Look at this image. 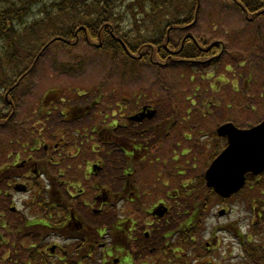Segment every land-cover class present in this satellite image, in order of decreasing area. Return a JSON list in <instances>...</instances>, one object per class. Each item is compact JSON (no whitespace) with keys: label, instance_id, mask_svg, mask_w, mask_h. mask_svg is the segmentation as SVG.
<instances>
[{"label":"rangeland","instance_id":"374dc122","mask_svg":"<svg viewBox=\"0 0 264 264\" xmlns=\"http://www.w3.org/2000/svg\"><path fill=\"white\" fill-rule=\"evenodd\" d=\"M187 2L184 4L186 9H188ZM198 16V24L190 33L195 36L203 35L208 39L217 36L224 42L226 41V37H228V43L231 49L241 51L249 58L246 61L250 66L246 65L241 68L240 76L236 67L235 71H225L222 65L211 70L200 71L185 66H175L160 70L151 63H135L122 55L119 59L112 60L110 55L102 53V51L94 47L86 48V46H81L74 49L72 53L75 57L63 51L58 52L55 49L48 50L42 59L44 66L40 65L37 71L38 73L34 76V81L33 77H29L30 81L33 82L31 93H23L18 99L15 96L16 110L13 120L10 123L0 126V166L10 162L11 159L9 156L12 153L19 152L25 156L28 153L25 149L29 148V140L32 138L30 136L35 135L39 141H45L44 139L52 141L51 138L59 134L57 139L60 138L59 136H62L70 143L74 141L79 142L78 140L83 137L87 141L92 126L100 122L102 116L106 117L103 115L105 108L111 112L110 106H113L112 108L114 109L117 106L115 105L116 103L119 104L122 100H131L136 97V94H141L143 101L146 103L155 105L157 110L164 115L163 118L168 117L167 113H174L175 110H177L180 120H182V117L187 118L188 113L186 111L190 108L196 110L203 108L201 100L204 97L202 95H205L211 99H215L217 102L218 97L224 98L223 100H219L221 102L220 105L225 110L222 116L223 118L228 117V108H230L229 101L235 103L236 109L239 105L248 109V103L253 102L256 105L255 111L248 109V112L234 111L233 114L242 122L249 119L253 120V123L261 120L264 117V60L262 59L264 56H261V58L256 56L264 54V24L261 25V31L259 32L257 25L248 22L246 17L241 16L239 12L231 6H227L222 0H203ZM180 37L181 33H177L174 35V40L178 42ZM79 57L81 65L75 66L74 63L77 62L76 60ZM228 57L225 63L228 61ZM232 61L230 58L228 62L232 64ZM249 76L255 83L250 82L249 86L251 88L249 91H246V89L243 90V85L247 83V77ZM222 78L228 83L227 87L218 83L224 82ZM50 90H55L61 94L63 101L57 106L56 110L52 111L51 115L45 117V114L38 113V109L40 108L41 98ZM220 90L222 91L220 92ZM99 93L103 95L101 102L99 105H92L94 106L93 111L89 115L75 122L64 121L62 109L65 108V105L82 107L91 101L99 99ZM173 107H176V109ZM128 108L123 112L131 110ZM216 109L214 107L213 113L219 119L220 116L217 110L219 111L220 109ZM198 116V114H195L194 117H191V124H185V121L180 122L172 137H170L171 141L169 140L161 149L162 157H166L169 160L167 166L169 165L171 169L179 159L178 157L173 158V155L176 152L177 154L183 152V149L190 146L194 141L193 137L190 140L184 138V132L192 130V134H198L196 133L195 123H199L197 125L198 127L206 126L211 130L215 128L214 121L209 116L207 118H200ZM111 117L115 118V121L110 122L109 126L111 128L116 129L122 127L125 128V132L129 130V127L124 123V118H128L127 114L124 113V116L119 115V118L116 115H112ZM144 127L145 123H131L129 132L138 133ZM82 134L84 135L83 137ZM116 135H121L119 137L124 139H126L125 137L129 139L133 138L132 134L124 135L123 131H118ZM41 137L44 139H40ZM94 140L91 139L86 145L90 155H93V153L88 148L89 146L91 147ZM26 143L27 145L25 147ZM208 150L209 147L207 145L206 147L200 145L192 149L191 154L195 151L199 152L201 156H206ZM105 152L106 150L103 153L100 152V156L107 159L108 163L111 161L110 158H117L118 170L116 173L113 170H110V172L113 177L121 179V167L124 154L117 153L118 156H114L112 154L107 155ZM82 153L85 157L88 154L87 152ZM183 154L186 153L184 152ZM97 155L99 154L94 153V156ZM186 159L180 155V162L182 160L186 162ZM85 162L81 165L82 169L80 173L76 174L75 180H81L84 184H89L83 176V168H86ZM198 163L203 166L202 161ZM113 164L116 165L115 162ZM63 168L65 169V166ZM163 169L164 167H159L160 172ZM154 177L157 186L163 187L161 182L162 174H155ZM101 179L103 180V174H101ZM180 180V177H176L175 181L171 182V187L176 186ZM86 189L90 191L88 186ZM147 189H150V186H147ZM255 198L264 201V194L258 192L255 194ZM249 200V196L241 194L234 202L230 201L228 203V206H231L230 220L232 221L239 216L241 229L247 232H249L248 222L244 218L249 215L247 212L251 214V210H248L247 206H245ZM10 202V199L6 201L2 200L0 205V215H3L6 220L12 222L11 232L0 227V234L7 240L0 247V256H4L9 264H21L25 258V248L23 249L22 243L26 246L35 244L38 242V237L29 235H17V237H14V229L24 224L25 218L31 215V211L28 206H25L24 209L20 205L21 202H18L19 206L17 207V211H13L11 209L12 203ZM221 221L224 222L226 219H221ZM211 227L208 225L207 229L202 233V239H208ZM262 232L257 231L256 234L258 235ZM14 238L15 244L12 243ZM258 238L261 240L254 243V249L262 252L264 232ZM8 240H10L9 243ZM54 241H56L55 238L51 237V242Z\"/></svg>","mask_w":264,"mask_h":264},{"label":"flooded vegetation","instance_id":"af4514ba","mask_svg":"<svg viewBox=\"0 0 264 264\" xmlns=\"http://www.w3.org/2000/svg\"><path fill=\"white\" fill-rule=\"evenodd\" d=\"M151 131L159 142L157 125ZM166 133L169 139L170 132ZM106 138L107 144L118 145L116 148L124 153L121 179L110 172L118 169L117 158H110L109 163L107 159L96 162L88 155L83 176L89 184L75 180L81 167L74 163L81 154L66 152L61 141L39 146L40 158L29 156L9 169V186L14 194L26 192L29 203L38 200L42 211L56 209L60 213L55 228L42 220L29 226L39 232L43 241V230L49 238V232H55V244L42 241L41 248L36 247L43 252L45 264H255L252 254L240 260V247L234 248L239 233L229 218V207L214 205L217 199L211 200L210 206L208 198L203 204H194L206 191L191 193L193 185L183 183V172H179V183L171 187L176 176L167 166L169 160L164 157L162 162L149 156L153 147L160 148V143L139 138L117 142L110 135ZM55 156L59 160L52 166L57 174L47 168V158ZM158 166L164 167L163 171ZM160 173L163 187L157 186L154 177ZM260 216L256 210V217ZM221 219L226 221L222 224ZM208 225L212 226L210 235L202 239ZM224 232L229 238L221 236ZM244 251L247 253L246 248ZM37 260L44 264L39 254Z\"/></svg>","mask_w":264,"mask_h":264},{"label":"trees","instance_id":"16d2710c","mask_svg":"<svg viewBox=\"0 0 264 264\" xmlns=\"http://www.w3.org/2000/svg\"><path fill=\"white\" fill-rule=\"evenodd\" d=\"M199 1L0 0V122L2 124L12 122L13 114L9 111L15 112L16 110V107H11L6 101L5 95L20 91V85L26 84V81L40 65L46 52L53 47L57 51L74 55L72 51L76 47L91 48L94 45L90 42H102L100 47L95 46L94 48L117 60L121 55L127 54L123 47L125 44L132 53H143L145 60L150 59L146 55L153 58L159 57L161 61L165 60L167 67L186 66L204 70L222 65L228 56V61L231 58L240 66H250L244 53L231 49L228 37L224 42L215 36L214 39L219 42L214 45L207 43L204 36H197L198 41H196L186 38V34L181 36L179 43L174 41L175 34L184 33L190 26L197 24ZM226 1L240 7L245 15L251 14L253 21L257 23V29L259 32L261 31L260 25L264 22V0ZM186 2L188 9L184 6ZM81 28L82 30L78 31ZM119 39L124 43L122 42V44ZM199 43H204L207 50L200 49ZM177 45L178 47H176ZM172 51H180V53L173 55ZM261 56L264 54L256 57L261 58ZM262 59L264 60V58ZM76 61L81 64L80 57ZM250 76L247 77V83L243 85L246 91L251 88L250 82L255 83ZM219 98L217 102L206 97L200 112L209 116L208 111L213 110L218 104L221 106L219 100L224 98ZM173 108L176 109V107ZM230 108H228V117H232L229 113ZM239 108L243 111H249L248 109L255 111L256 105L250 102L248 109L242 106ZM233 116L235 122L241 126L252 122L251 120L242 122L235 115ZM209 118L216 121V124L220 122V119L213 116H209ZM214 138L217 142L221 141L216 132ZM196 181L198 185L192 188L191 193H201L206 188L204 176L199 177ZM211 193L213 192L210 190L201 195L199 201H194V204L201 203L200 199L203 201V197L212 198ZM0 226L3 227L6 224L2 223ZM21 231L23 232L24 229H19L17 233ZM6 241L0 234V247ZM262 249V252L256 250V264H264V246ZM42 253L39 249L38 251L27 250L25 247V258H28L32 263L39 262L37 260L39 254L45 264ZM27 262L21 264H28ZM0 264L9 263L4 256H0Z\"/></svg>","mask_w":264,"mask_h":264},{"label":"water","instance_id":"95a60500","mask_svg":"<svg viewBox=\"0 0 264 264\" xmlns=\"http://www.w3.org/2000/svg\"><path fill=\"white\" fill-rule=\"evenodd\" d=\"M219 133L228 136V146L206 176L210 187L228 197L244 185L247 173L264 171V121L247 129L226 123L219 127Z\"/></svg>","mask_w":264,"mask_h":264},{"label":"bare ground","instance_id":"6f19581e","mask_svg":"<svg viewBox=\"0 0 264 264\" xmlns=\"http://www.w3.org/2000/svg\"><path fill=\"white\" fill-rule=\"evenodd\" d=\"M6 101L10 104L11 107H14V105H13L8 99H7ZM224 236H225L226 239L229 238V236L227 235V233H224ZM234 248L236 249L237 246L234 245ZM235 249H234V250H235Z\"/></svg>","mask_w":264,"mask_h":264}]
</instances>
